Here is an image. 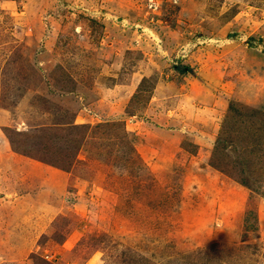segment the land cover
<instances>
[{
    "label": "rangeland",
    "instance_id": "rangeland-1",
    "mask_svg": "<svg viewBox=\"0 0 264 264\" xmlns=\"http://www.w3.org/2000/svg\"><path fill=\"white\" fill-rule=\"evenodd\" d=\"M0 264H264V0H0Z\"/></svg>",
    "mask_w": 264,
    "mask_h": 264
},
{
    "label": "trees",
    "instance_id": "trees-1",
    "mask_svg": "<svg viewBox=\"0 0 264 264\" xmlns=\"http://www.w3.org/2000/svg\"><path fill=\"white\" fill-rule=\"evenodd\" d=\"M175 68L177 70L178 73H186L188 71H190L191 67L178 63L175 65ZM219 141V139H218ZM228 147L233 148L234 150H236L235 145L234 144H230ZM241 166H244L246 164L245 160L241 158L240 156V160H239ZM243 186L248 187V188H252L253 187V183L252 180L250 179V177L246 178V179H242V181L240 182Z\"/></svg>",
    "mask_w": 264,
    "mask_h": 264
}]
</instances>
